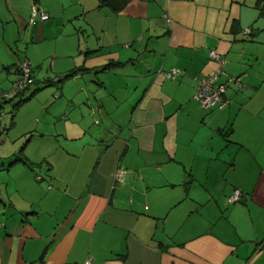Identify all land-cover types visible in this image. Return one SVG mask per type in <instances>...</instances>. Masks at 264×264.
<instances>
[{
	"label": "crops",
	"instance_id": "0c3cea01",
	"mask_svg": "<svg viewBox=\"0 0 264 264\" xmlns=\"http://www.w3.org/2000/svg\"><path fill=\"white\" fill-rule=\"evenodd\" d=\"M257 1L0 0V90L35 78L0 103V264H264ZM211 50L247 88L207 109Z\"/></svg>",
	"mask_w": 264,
	"mask_h": 264
},
{
	"label": "built area",
	"instance_id": "2783aa9c",
	"mask_svg": "<svg viewBox=\"0 0 264 264\" xmlns=\"http://www.w3.org/2000/svg\"><path fill=\"white\" fill-rule=\"evenodd\" d=\"M37 9L33 8L31 14V20L37 15ZM41 19L48 18L47 14L41 13ZM167 21H170L169 16L164 14L163 16ZM249 30H245L248 32ZM209 58L218 63V67L214 73L202 76L200 78L196 77V92L193 95V99L200 103L204 108L213 107H223L228 103L226 99V92L229 88L235 87L238 90H243L247 88V85L241 81L239 77L227 75L224 71V66L226 64V59L222 54H219L215 50L209 52ZM181 74V71L176 68H172L168 71L163 72V75L167 79H175ZM222 75H226L224 81H220ZM53 83H59V79L52 80ZM35 83V78L32 75V71L27 63V61L20 62L18 66V76L12 84V87L8 91L0 90V103L6 101L19 93L23 92ZM59 94H55V98H58ZM126 171L122 168H117L115 171V181L119 184L125 182ZM40 179V176L37 177ZM240 194L238 191L229 197L226 203H233L238 200ZM85 264H90L86 261Z\"/></svg>",
	"mask_w": 264,
	"mask_h": 264
},
{
	"label": "trees",
	"instance_id": "16d2710c",
	"mask_svg": "<svg viewBox=\"0 0 264 264\" xmlns=\"http://www.w3.org/2000/svg\"><path fill=\"white\" fill-rule=\"evenodd\" d=\"M100 1V6H103V5H111V8L114 10V11H118L119 9H121V7H123L124 3L123 4H118V3H115L117 0H99ZM257 4L259 5V12H260V15L264 16V0H258L257 1ZM74 74H70L69 76H72ZM52 82V81H51ZM235 88V87H234ZM238 90V89H237ZM239 91V90H238ZM22 93V92H21ZM20 94V93H19Z\"/></svg>",
	"mask_w": 264,
	"mask_h": 264
},
{
	"label": "rangeland",
	"instance_id": "374dc122",
	"mask_svg": "<svg viewBox=\"0 0 264 264\" xmlns=\"http://www.w3.org/2000/svg\"><path fill=\"white\" fill-rule=\"evenodd\" d=\"M54 79H56V78H52V77H51L50 79H46V80H47L46 83L51 82V81L54 80ZM58 84L60 85V83H58ZM31 87L33 88L34 86L32 85ZM31 87H30V88H31ZM18 100H19L18 97H16L15 100H14L15 103H16V101H18ZM8 104H9V103H8ZM6 115H7V117H8V116H9V113L7 112ZM9 118H10V117H9ZM9 118H7V119H9Z\"/></svg>",
	"mask_w": 264,
	"mask_h": 264
}]
</instances>
